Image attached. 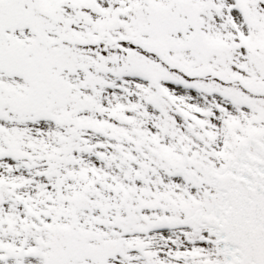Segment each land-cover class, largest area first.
<instances>
[{"label": "snow or ice", "instance_id": "1", "mask_svg": "<svg viewBox=\"0 0 264 264\" xmlns=\"http://www.w3.org/2000/svg\"><path fill=\"white\" fill-rule=\"evenodd\" d=\"M0 264H264V0H0Z\"/></svg>", "mask_w": 264, "mask_h": 264}]
</instances>
